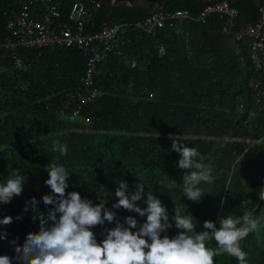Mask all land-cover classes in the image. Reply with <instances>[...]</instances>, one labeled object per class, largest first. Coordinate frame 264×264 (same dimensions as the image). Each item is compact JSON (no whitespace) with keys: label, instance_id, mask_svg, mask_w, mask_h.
<instances>
[{"label":"trees","instance_id":"1","mask_svg":"<svg viewBox=\"0 0 264 264\" xmlns=\"http://www.w3.org/2000/svg\"><path fill=\"white\" fill-rule=\"evenodd\" d=\"M23 1L0 0V44L7 35L6 21ZM55 1L65 18L70 5L83 0ZM219 1L223 0L171 1L165 11L185 10L196 17L206 5ZM233 7L238 10L235 31L253 25L259 17L258 8L246 0ZM147 16L138 7L118 6L107 18L100 8L86 31L93 33L104 23L134 24ZM221 26L222 20L210 15L204 22H178L154 36L134 32L132 44L98 65L94 79L98 96L75 120L57 112L65 93L81 86L85 68L81 52L60 47L18 49L16 57L23 68L16 75L9 73V54L0 49V184L14 170L24 181L21 195L0 203V220L13 218L10 225L0 224V234L7 233V239H0V256L12 257V264H17L11 241L22 246L30 231L39 233V213L46 216L53 209L43 201L51 194L45 184L49 164L63 165L69 173L66 193L78 192L94 206L106 201L105 206L116 213L113 222L90 229L98 243L117 220L125 223L131 216L140 225L147 220L134 211L112 208L122 180L130 193L143 183L144 197L136 202L142 209L147 207V193L167 208L172 227L162 238L182 231L173 220L176 207L193 216L197 232L204 231L206 220L219 228V218L228 215L251 212L264 217V201L258 196L264 188V96L256 104L252 89L258 82L264 92V62L257 67L246 41L221 35ZM158 45L165 47V56L158 57ZM126 59L131 62L126 64ZM57 140L67 145V155L52 149ZM173 140L196 148L212 166L214 183H201L205 195L199 203L184 196L185 170L178 167L180 155L172 150ZM171 180L177 187L169 190L161 184ZM33 197L37 211L28 203ZM51 225L49 221L47 226ZM206 246L215 248L216 242L209 240ZM241 248L247 264H264V221L241 241ZM214 264L239 261L225 253L214 257Z\"/></svg>","mask_w":264,"mask_h":264},{"label":"clouds","instance_id":"2","mask_svg":"<svg viewBox=\"0 0 264 264\" xmlns=\"http://www.w3.org/2000/svg\"><path fill=\"white\" fill-rule=\"evenodd\" d=\"M52 149L67 155V145L59 140L53 142ZM172 150L179 153L178 167L185 170L182 178L184 196L199 203L205 195L201 183H214L211 164L204 162L196 148L180 142L173 140ZM46 171L49 178L45 184L51 194L45 195L43 201L54 207L46 216L39 213V233L30 231L22 246L17 245L16 240L11 241L16 245L17 264H214V257L225 253L235 257L239 264H247L241 241L249 233L256 232L264 221V217L256 218L246 212L242 216L220 217L219 228L215 222L206 220L204 231L197 232L193 216L176 207L173 220L176 228L182 231L173 238L167 235L162 238L161 234L172 227L167 208L159 198L147 193V207L142 209L136 202L144 197L143 183L137 184L136 190L130 193L129 184L122 180L115 192L118 202L112 208L134 211L141 217L146 216L147 220L142 225L131 216L125 223L117 220L114 228L106 230L102 243H98L90 229L106 221L113 222L116 213L105 206L106 201L94 206L91 200L82 199L78 192L66 193L70 175L63 165L49 164ZM161 184L169 190L177 187L175 180L161 181ZM23 187L19 171L14 170L6 183L0 184V203H10L13 197L22 194ZM258 196L264 201V188ZM28 203L37 211L35 197ZM28 210L27 207L24 209L25 212ZM49 221L52 222L50 227L47 226ZM12 222L10 216L0 220L2 225ZM134 228L138 230L133 232ZM0 239H7V233L0 234ZM209 240L216 242L215 248L206 246ZM12 259L7 255L0 256V264H12Z\"/></svg>","mask_w":264,"mask_h":264},{"label":"built area","instance_id":"3","mask_svg":"<svg viewBox=\"0 0 264 264\" xmlns=\"http://www.w3.org/2000/svg\"><path fill=\"white\" fill-rule=\"evenodd\" d=\"M98 0L73 2L65 18L60 11V4L55 0H25L19 8L10 14L5 23L6 37L0 49H4L12 62L10 74L18 75L23 65L16 57L18 49L40 51L45 48L60 47L81 52L85 57L78 89L67 91L62 106L57 112L61 118H78L82 109L94 103L99 90L95 85L98 65L109 54H119L121 48L132 44L134 32L145 36H154L164 28H175L178 22H204L210 15H217L222 20L220 33L235 42L246 41L251 61L259 67L264 62V1L258 7L257 21L240 31L234 30L238 10L227 1L206 5L202 11L192 17L188 11H163L147 16L134 23L102 24L95 32L86 31V24L93 14L100 10ZM158 57L166 54L162 45L156 48ZM256 104L264 96L258 82L252 84Z\"/></svg>","mask_w":264,"mask_h":264},{"label":"water","instance_id":"4","mask_svg":"<svg viewBox=\"0 0 264 264\" xmlns=\"http://www.w3.org/2000/svg\"><path fill=\"white\" fill-rule=\"evenodd\" d=\"M101 7L104 9L106 13V17L110 18L113 9L118 6H123L125 8H140L147 12V14L151 15L157 12L165 11V6L171 1H185V0H98ZM204 4L211 2L212 0H201ZM227 1L231 6L237 4L239 0H223ZM255 8H258L261 4V0H246Z\"/></svg>","mask_w":264,"mask_h":264},{"label":"rangeland","instance_id":"5","mask_svg":"<svg viewBox=\"0 0 264 264\" xmlns=\"http://www.w3.org/2000/svg\"><path fill=\"white\" fill-rule=\"evenodd\" d=\"M125 62H126V64H127V63L131 62V60L126 59Z\"/></svg>","mask_w":264,"mask_h":264},{"label":"crops","instance_id":"6","mask_svg":"<svg viewBox=\"0 0 264 264\" xmlns=\"http://www.w3.org/2000/svg\"><path fill=\"white\" fill-rule=\"evenodd\" d=\"M178 24V23H177Z\"/></svg>","mask_w":264,"mask_h":264}]
</instances>
